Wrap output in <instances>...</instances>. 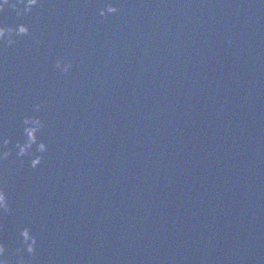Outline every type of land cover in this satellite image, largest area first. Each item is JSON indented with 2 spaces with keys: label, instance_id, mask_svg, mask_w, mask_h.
<instances>
[{
  "label": "water",
  "instance_id": "obj_1",
  "mask_svg": "<svg viewBox=\"0 0 264 264\" xmlns=\"http://www.w3.org/2000/svg\"><path fill=\"white\" fill-rule=\"evenodd\" d=\"M114 2L0 13L29 28L0 41L10 264H264V3ZM25 116L45 125L37 168L16 154Z\"/></svg>",
  "mask_w": 264,
  "mask_h": 264
},
{
  "label": "clouds",
  "instance_id": "obj_2",
  "mask_svg": "<svg viewBox=\"0 0 264 264\" xmlns=\"http://www.w3.org/2000/svg\"><path fill=\"white\" fill-rule=\"evenodd\" d=\"M41 0H19V3H14L13 0H0V13H3L4 10L11 6L14 9L19 8V4H24L25 7L23 11H18V15H23L24 12H31L34 6L39 5ZM264 3V0H261ZM119 7L116 5L114 0H105L104 7L100 9L99 15L102 17H108L111 14L119 12ZM29 34V28L21 24L18 28L4 27L3 24H0V41L7 39L8 46H12L16 43V36L27 35ZM56 68L61 72H68L71 68V64L65 63L61 60H57ZM43 105L37 104L35 106V112H41ZM23 134L26 137L24 142L17 141L16 148L18 157H25L27 155H33L31 160L32 168L39 167L43 160V154L48 151V144L44 142H39V153L40 155H35L32 153V148L39 141L38 134L44 128V121L39 116H25L23 119ZM11 139H0V161H5L11 156V151H5L4 149L11 144ZM11 211L9 206V200L7 192L3 186H0V214L9 213ZM2 228V225H0ZM21 237L22 247L16 250L17 254L21 253L24 248L27 249L28 253L35 254L37 245L39 243L36 236L32 234V231L29 227H23L19 233ZM0 264H10L8 259V248L6 244L0 240ZM19 264H26V261L20 259Z\"/></svg>",
  "mask_w": 264,
  "mask_h": 264
}]
</instances>
